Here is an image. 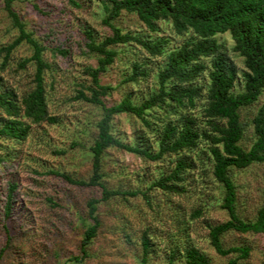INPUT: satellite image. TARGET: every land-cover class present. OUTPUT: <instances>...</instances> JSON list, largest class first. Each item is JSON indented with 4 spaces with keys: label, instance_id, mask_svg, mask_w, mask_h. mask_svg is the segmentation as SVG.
Returning a JSON list of instances; mask_svg holds the SVG:
<instances>
[{
    "label": "trees",
    "instance_id": "obj_1",
    "mask_svg": "<svg viewBox=\"0 0 264 264\" xmlns=\"http://www.w3.org/2000/svg\"><path fill=\"white\" fill-rule=\"evenodd\" d=\"M2 1L17 36L0 46V64L4 68L11 52L25 43L31 54L18 60L16 67L23 70L29 63L32 70L29 86L21 92L4 85L0 75V167L16 158L15 147L26 141L32 126L58 123L48 109L44 76L49 64L42 58L46 47L24 30L11 8L12 0ZM96 1L104 11L102 23L110 28V34L96 41L88 28L83 31L82 52L93 56L96 65L83 67L81 73L87 78V85L80 86L73 97L100 111L93 124V136L81 146L88 156L90 173L86 179L59 171L45 173L75 187L98 190L84 202L87 223L80 233V255L72 257V261L81 262L88 257V248L101 227L98 212L101 203L138 196L148 209L152 210L153 203L166 211L169 224L177 229V234L166 235L163 231L160 237L155 226L152 229L149 223L143 224L138 238L141 250L138 264H147L148 255L156 252L160 244L165 264H209L207 255L189 242L184 226L208 214L209 207L224 211L226 220L204 221L208 245L219 256L236 254L227 264H253L248 261V244L224 248L222 241L229 232L264 234V189L262 204L251 219H245L238 213L233 179L236 172L264 163V103L250 118L253 140L245 148L240 144L244 132L240 110L255 105L264 91V0ZM121 13L134 15L155 36L122 33L110 25ZM164 31L181 39L170 45V36L156 35ZM226 33L232 41L230 48L216 38ZM132 42L156 59V64L148 69L146 63H131L130 73L120 82L125 86L120 99L107 104L105 98L115 87L100 85L99 76L116 57L113 47ZM50 50L61 57L68 55L60 46ZM236 58L241 60V68ZM150 72L151 86L141 93L136 88L147 80ZM122 114L129 123L128 138L119 137L112 122ZM113 150L131 153L144 164V171L134 174L137 183L134 189H113L105 184L103 164ZM10 179L5 181L0 205V259L11 245L12 232L16 231L15 227H9L17 187L14 179ZM195 188L201 190L197 203L186 207L184 203ZM161 200L165 206L159 207ZM47 201L56 205L51 199ZM174 235L181 237L177 239ZM124 238L130 243L129 234L125 233ZM12 255L19 258L20 253ZM260 264H264V258Z\"/></svg>",
    "mask_w": 264,
    "mask_h": 264
},
{
    "label": "rangeland",
    "instance_id": "obj_2",
    "mask_svg": "<svg viewBox=\"0 0 264 264\" xmlns=\"http://www.w3.org/2000/svg\"><path fill=\"white\" fill-rule=\"evenodd\" d=\"M11 8L24 30L46 47L42 58L49 64V70L45 71L44 76L48 109L58 119V123L32 126L26 141L15 147L16 158L0 167V205L3 203L6 179L11 177L10 180L14 179L17 184L13 192L12 220L9 222V227H15L16 231L12 232L11 245L0 259V264H138L141 255L138 238L143 224L149 223L152 229L155 226L160 237L163 231H166V235L177 234V229L166 219V211L154 207L153 203L152 210L148 209L138 196L127 198V201L119 198L101 203L98 206L101 227L88 248V257L81 262H74L72 257L80 255L81 229L87 223L84 219V202L88 197L95 196L98 190L75 187L60 178L45 174L52 170L78 179L89 176L88 156L81 146L86 145L93 136V124L98 120L100 111L73 97L80 86L87 85V78L81 73L83 67L93 68L96 65L93 56H85L82 52L81 47L85 41L83 31L88 28L96 41L110 34V28L102 23L104 11L96 0H12ZM110 25L122 33L155 36L134 15L127 13H121L118 18L110 21ZM156 35L170 36V45L181 39L168 31ZM16 36L17 31L0 0V46L9 44ZM216 38L226 47H231L232 41L227 33L217 35ZM53 46L65 48L67 57L54 54L50 50ZM113 48L116 57L99 76L100 85L115 87L105 98L107 104L120 99L125 87L120 82L130 73L131 63H146L148 69H152L157 61L134 42ZM30 54L28 45L20 43L11 52L8 64L4 68L0 64L4 85L17 92L27 89L32 65L28 63L22 70L16 67V62L28 58ZM1 57L2 54L0 62ZM235 62L241 68V60L236 58ZM151 75L150 72L147 80L141 81L136 88L141 93L151 86ZM262 103L264 91L255 105L240 110V121L244 129L240 144L244 148L253 140L250 118ZM112 122L119 137H130L125 115L114 117ZM144 169L138 157L113 150L103 164L104 182L113 189H134L137 186L134 174L142 173ZM233 179L237 188L238 213L245 219H251L263 202L264 163L236 172ZM200 193L201 190L195 188L194 194L184 205H195ZM208 195L211 197L210 192ZM47 199L53 200L56 205ZM162 204L163 200L161 204L159 202V207L165 206ZM209 209L208 214L184 225L187 227L188 240L207 255L209 264H227L228 259L236 254L217 255L206 241L207 229L203 225L204 221L223 222L226 215L215 207ZM125 233L129 234L130 243L125 240ZM174 236L177 239L181 237ZM222 242L224 248L242 242L248 244V261L253 264H260L264 258V234L229 232L224 235ZM158 247L156 252L148 255L147 264H165L161 252L163 246L160 244ZM14 252L20 253L19 258H14Z\"/></svg>",
    "mask_w": 264,
    "mask_h": 264
}]
</instances>
